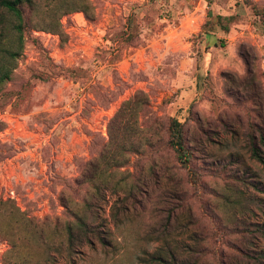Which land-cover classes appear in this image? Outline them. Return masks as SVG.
<instances>
[{
	"label": "rangeland",
	"instance_id": "1",
	"mask_svg": "<svg viewBox=\"0 0 264 264\" xmlns=\"http://www.w3.org/2000/svg\"><path fill=\"white\" fill-rule=\"evenodd\" d=\"M66 3L85 11H26L0 84V264H264V0ZM132 99L123 120L141 146L113 168L101 159L110 121ZM172 119L187 166L170 144ZM126 170L128 183L139 171L149 181L136 200L104 186L94 195L95 172L111 185ZM74 214L105 243L69 250Z\"/></svg>",
	"mask_w": 264,
	"mask_h": 264
},
{
	"label": "trees",
	"instance_id": "2",
	"mask_svg": "<svg viewBox=\"0 0 264 264\" xmlns=\"http://www.w3.org/2000/svg\"><path fill=\"white\" fill-rule=\"evenodd\" d=\"M43 4L45 9L42 10L40 5V0H0V39H5L4 23L8 17L12 18V29L15 32L14 38L12 41H9L8 44L0 43V84L11 79L12 71L15 68L14 62L19 56L20 51L23 47V32L27 27V12H36V11H63V14H66L67 11L81 10L85 11V6L83 9H77V5H72V3H66V0H62L57 7L53 5L54 0H45ZM85 0H83L84 2ZM58 23L52 25L49 30L56 31L58 30ZM227 29V26L223 27ZM1 42V40H0ZM135 99L126 101L115 113L113 118L110 121V142L109 146L111 149L106 155L102 156V161L106 162L108 166H113V168L124 166L127 163L128 153L134 152L139 153L140 144L135 141H131L129 136L137 134V127L135 123H131L128 120L124 119L127 114L134 115L133 110L137 105ZM132 109V110H131ZM131 110V111H130ZM115 125H118L115 127ZM3 128V123L0 121V130ZM171 139L170 144L175 153V159L179 164L187 166L188 161L191 157V152L189 147L185 142V137L182 130V124L176 119H172L171 122ZM261 140L264 142V138L261 137ZM251 155L263 162V158L260 155V152L257 150L256 145L252 144ZM102 162V163H103ZM96 165V164H95ZM122 177L117 182H113L111 185L106 182V179L101 177L98 172H95V179L91 183V186L95 194L101 193V187L109 188L110 190L116 192L119 189L124 193V198L127 200H136L135 192L139 188L145 187V184L149 186V181L141 178V172L139 171L138 175L135 176V180L132 183H128L130 175L134 173L126 171L119 172ZM85 178V174H83ZM83 178H80L77 181V184H83ZM148 193V191L145 189ZM142 193H144L142 191ZM65 237L66 243L69 250H74L77 247H81L84 244H92L93 241H98L101 245L105 243V235L102 233L101 229L90 223L85 217L79 214H74L71 221H67L65 225ZM165 232H162L163 236ZM153 258L160 260L163 257L161 254H154ZM171 264H185L184 262H176L174 256H171Z\"/></svg>",
	"mask_w": 264,
	"mask_h": 264
}]
</instances>
